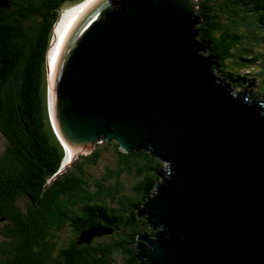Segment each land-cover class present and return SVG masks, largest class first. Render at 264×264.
<instances>
[{
    "label": "water",
    "instance_id": "water-1",
    "mask_svg": "<svg viewBox=\"0 0 264 264\" xmlns=\"http://www.w3.org/2000/svg\"><path fill=\"white\" fill-rule=\"evenodd\" d=\"M198 9L93 2L58 57L49 109L66 147L117 140L167 161L146 211L169 236L149 239L145 264H264V102L214 72Z\"/></svg>",
    "mask_w": 264,
    "mask_h": 264
},
{
    "label": "trees",
    "instance_id": "trees-1",
    "mask_svg": "<svg viewBox=\"0 0 264 264\" xmlns=\"http://www.w3.org/2000/svg\"><path fill=\"white\" fill-rule=\"evenodd\" d=\"M78 1L0 0V264H145L143 239L154 229L157 239L169 236L146 211L164 171L151 150L122 151L117 141V168L104 173L96 169L107 141L64 162L48 109L47 55L61 9ZM198 4V38L214 72L264 94V0ZM125 173L141 178L128 186ZM91 227L103 232L79 242Z\"/></svg>",
    "mask_w": 264,
    "mask_h": 264
},
{
    "label": "bare ground",
    "instance_id": "bare-ground-1",
    "mask_svg": "<svg viewBox=\"0 0 264 264\" xmlns=\"http://www.w3.org/2000/svg\"><path fill=\"white\" fill-rule=\"evenodd\" d=\"M94 1L95 0H90L86 3L85 2L83 3V1H82L79 6H76L77 4H75V5L69 6L70 9L67 7L64 11H62V15H61L62 18L59 20L58 24L56 25L55 40H54L52 47L50 48L49 53H48V65H49L50 81L53 79L54 71H55L56 65L58 63V57H59V55L63 49L64 44L66 43V40H67L69 34L71 33V31L75 27V24L77 23L82 12H84L87 8H89L90 4H92ZM62 42H63V44H62ZM58 43H59V45H58ZM61 44H62V46H61ZM51 68H52V75H50ZM244 88H246V87H241L240 89H244ZM251 92H254V91L251 90ZM50 112H51V110H50ZM51 117L53 119L56 130H58L57 122H55L52 113H51ZM67 149H68V152H70V156L72 157L74 154V150L71 149L70 147H67ZM155 156H157V155H155ZM157 157L159 159H161V157H159V156H157Z\"/></svg>",
    "mask_w": 264,
    "mask_h": 264
},
{
    "label": "rangeland",
    "instance_id": "rangeland-1",
    "mask_svg": "<svg viewBox=\"0 0 264 264\" xmlns=\"http://www.w3.org/2000/svg\"><path fill=\"white\" fill-rule=\"evenodd\" d=\"M88 1H90V0H84L83 3L84 2L86 3ZM73 4H75V3L74 2H68L65 5V7L70 6V5L72 6ZM80 4L81 3L77 4L76 6H79ZM68 8L70 9V7H68ZM55 34L56 33H55V30H54V37H55ZM62 44H63V42H62ZM62 44H61V46H62ZM58 45H59V43H58ZM50 75H52V68L50 70ZM116 143H117V141L114 140V143H112V144H108L107 142H105V144H103V146H102L101 159H100V161H99V163L97 165V169H96L97 172H100V173L103 172L104 173L107 170V168H109V167H111L112 169H116L117 168V155H118V152H117ZM3 146H4V138L0 134V149L3 148ZM161 163H162L163 169H166V167H167V161L166 160H162ZM140 178L141 177L138 176L137 174H134V173H131V174L125 173L123 181L125 182V184H127L128 186H130L132 183H134V181H137ZM162 178L163 177L160 175V178H159L158 182H160L162 180ZM157 185H158V183H156V187H155V189H153V192H155V193L157 192ZM122 192H124V191H122ZM147 201H148V199H147ZM0 226H1V223H0ZM158 229L160 230L161 227H159ZM151 233H153V234H151ZM155 238H157V229H154L152 232H150V239H155ZM143 242L147 246L150 245L149 240L143 239Z\"/></svg>",
    "mask_w": 264,
    "mask_h": 264
},
{
    "label": "clouds",
    "instance_id": "clouds-1",
    "mask_svg": "<svg viewBox=\"0 0 264 264\" xmlns=\"http://www.w3.org/2000/svg\"><path fill=\"white\" fill-rule=\"evenodd\" d=\"M245 86H246V85H245ZM250 87H251V86H250ZM239 89H240V88H239ZM256 95H259V94H256ZM256 95H255V96H256ZM47 102H48V99H47ZM49 108H50V106H49V104H48V109H49ZM55 131H56V130H55ZM57 134H58V133H57ZM58 136H59V135H58ZM59 137H60V136H59ZM60 139H61V138H60ZM62 141H63V140H62ZM116 141H117V140H116ZM100 142H102V141H100ZM100 142H99V143H100ZM104 142H105V141H104ZM107 142H109V141H107ZM63 143H64V145H65V142H63ZM97 144H98V143H97ZM97 144H96V145H97ZM96 145H95V146H96ZM65 148H66V151H67V155H66V158H65V161H64L65 164H69V163L71 162V160L74 158V155L79 154V152H88V151H79V150L76 151V150L73 149V150H74V154H73L72 157H70V152H68L66 145H65ZM94 148H95V147H94ZM94 148H93V149H94ZM71 149H72V148H71ZM68 153H69V155H68ZM164 171H165V169H164ZM164 171H163V172H164ZM158 183H159V182H158ZM150 198H151V197H150ZM83 232H88V233H92V234L95 235L96 233H98V232H100V231H97V227H91V228H89V229H87V230H85V231H83ZM83 232H82V233H83ZM101 232H103V231H101ZM82 233H81V235H82ZM94 235H93V236H94ZM93 236H92V237H93ZM80 237H81V236H80ZM148 240H149V239H148ZM153 240H158V239L155 238V239H153ZM149 246H150V245H149ZM148 254H149V253H148ZM148 260H149V259H148Z\"/></svg>",
    "mask_w": 264,
    "mask_h": 264
}]
</instances>
